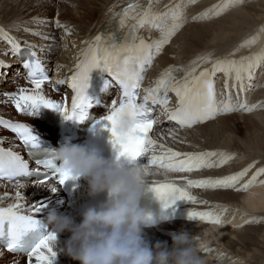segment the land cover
Returning a JSON list of instances; mask_svg holds the SVG:
<instances>
[{
	"label": "bare ground",
	"instance_id": "obj_1",
	"mask_svg": "<svg viewBox=\"0 0 264 264\" xmlns=\"http://www.w3.org/2000/svg\"><path fill=\"white\" fill-rule=\"evenodd\" d=\"M33 1L34 5L36 1L44 2L45 0ZM17 2V0H0V30L9 29L11 33L8 32V35L20 43L24 53H26L27 45H34L32 50L36 51L43 66H48L53 75L59 73L60 78L72 75L75 65L82 59L83 51L89 47L95 36L114 33L119 40H122L128 34L131 19L126 21L124 27H120L121 17L114 16L113 13H119L129 3H138L141 6L138 9L140 11L148 6L149 0H89L82 11L68 2V6L64 4L67 8L58 10L60 16L55 20L47 14L42 16L39 10L30 13V9L34 7H28V5L26 8L21 5L19 6L21 8L15 10ZM176 5H185L183 26L159 52L152 71L148 69L149 72L144 80L145 86L155 83L169 68L173 69L175 78L181 80L183 78L181 74L195 66L192 61L203 55H208L212 61H215L217 59L240 60L242 57L262 53L264 0H195V3L191 4L188 0H158V2L154 0L153 11L166 12L168 7ZM214 5L229 6L220 11V16L217 15L218 17L214 18L211 17L212 13L215 14L212 10ZM110 9L112 11H109ZM202 13H207V18H199ZM57 19L61 24L68 26L70 34L64 28L56 26ZM2 33H0V61H3V66H0V119L13 123H25L35 129V133L41 137H44L43 132L48 133L49 137L45 138L51 140L54 130L39 120L34 112L32 115H28L27 112H18L13 102L14 97L5 95V93L18 95L20 89H26L30 93L32 87L21 69L23 61L21 55L24 53L13 54L11 46L3 38ZM153 33L159 36L161 32L157 29L153 30ZM138 36L151 39L149 33L140 30ZM249 41L254 42L249 43ZM232 53L234 55H231ZM209 67L211 64L201 61L197 74ZM217 74H222V79L225 80L223 73ZM62 89L64 90L65 86H62ZM231 91L233 94L237 93L235 97L238 98V103L246 100L249 107L255 106L253 110L245 112L246 110L236 107L233 112L219 115L213 121L183 131L178 130L173 124L172 127L166 126L162 131V124L153 130L154 139H152L156 142V147L151 155H162L163 149L159 146L164 145L165 148L181 153L217 152V156L209 158L210 163L221 158L217 163H212L214 164L212 171H193L192 174L174 173L157 165L149 166L147 185L174 183L178 187L185 188L195 201H189V205L179 209L182 215L178 219L160 224L153 229H144V236L151 244L158 241L167 242L171 247L172 235L186 231L193 239L197 237L198 240L203 241V244L222 245L223 249L210 246L202 250L201 255L205 259V264H264V234L252 225V221L255 223L263 221L255 213L264 214V173L253 180L257 171L264 168V66L255 68L252 78L245 79L242 88H238L233 79L231 86L227 88V93ZM41 92L48 99L63 101L62 96L51 93L46 85H43ZM240 111L244 114L239 113ZM232 118L241 122L240 128H243L241 130L247 131L248 135L244 133L242 134L244 137H241L243 132H239ZM5 134L6 138H4ZM0 142L4 149L20 147L17 138L2 128H0ZM219 153L225 155L222 157ZM221 159H226L229 165L220 164ZM138 163L147 164L148 159H139ZM245 169H248L247 173L228 187H188L186 183L188 179H220ZM15 183L16 181L0 179V207L17 203L15 194L18 189ZM20 183L25 185L19 189L24 197L20 203L24 205L25 210L30 204L43 202L47 205L39 214L30 212L26 214H33L47 223L48 214L56 211L70 215L79 222L80 218L71 213L72 206L61 188L58 187L56 192H52L50 188L53 183L48 185L23 181ZM181 201L185 203L187 200L181 199ZM230 207L231 214L235 212L234 208L240 210L234 214L235 224L244 217V213L250 217L246 227L238 228L233 223L223 224V221L206 222L209 220L204 221L199 217L190 219L188 216L189 212H208L213 219L219 215L222 216L220 211L225 212L231 209ZM230 237L236 238L237 242H231ZM2 252L0 264L2 262L3 264L27 263V257ZM58 253L59 257H55L53 264H79V261L73 260L70 256L62 252ZM32 264H36L34 259Z\"/></svg>",
	"mask_w": 264,
	"mask_h": 264
},
{
	"label": "snow or ice",
	"instance_id": "obj_2",
	"mask_svg": "<svg viewBox=\"0 0 264 264\" xmlns=\"http://www.w3.org/2000/svg\"><path fill=\"white\" fill-rule=\"evenodd\" d=\"M158 2V0H156ZM195 3V0H188ZM154 0H149L148 6L140 11L138 3H129L121 13H113L121 17L119 24L124 27L126 21L131 19L133 23L129 25V32L123 40H119L114 33L97 35L89 47L83 51L80 59L72 72V75L66 80H59L57 84H67L72 91L69 99L64 98V103H58L52 99L46 98L41 92L42 85L48 81L45 67L37 57L36 51L32 49L34 45H27L24 68L28 70V79L33 88L29 93L26 89H20L19 94L5 93V95L14 97V104L18 112H27L32 115L34 110L40 106L60 111L66 120L83 121L88 116V109L93 105V97L89 95L90 74L95 69H99L102 74L110 77L122 90L118 100L111 102L108 113L97 123L101 124L111 132L112 143L119 147L118 156H126L130 160L136 161L154 152L156 142L149 136L153 128L154 120L148 119L146 113L151 111L146 108L148 102L152 105H159L163 108L170 120L176 121L182 127H191L194 124L213 118L220 112L234 110L230 93L223 99H217L214 77L217 73H223L225 76V87L231 86L233 79L238 88L244 87V80L251 79L253 70L264 66V53L255 54L248 57L236 59H217L212 61L208 55H203L192 61L195 65L185 72L181 80H177L173 75V69L166 70L155 82L154 87L144 89L142 99L138 100L139 90L143 80V73L146 66L150 65L155 54H158L163 46L167 44L171 37L183 26L185 5H176L168 7L166 12L153 11ZM229 5H214L213 11L218 15L220 11L226 9ZM115 7V6H114ZM167 7V6H166ZM109 11H112L110 9ZM207 13H202L199 18H207ZM197 19V17H193ZM56 26L64 28L70 34L67 25L61 24L57 19ZM155 28L161 32V37L151 43L146 42L143 37L138 36L141 28ZM2 32V30H0ZM3 38L11 46L13 54H22L20 43L8 33L3 32ZM37 35L38 33H33ZM254 41H249V43ZM231 55H234L232 53ZM211 64L210 68L197 70L200 62ZM3 66V61H0ZM51 83V82H50ZM105 87H111L109 79L104 80ZM173 92L177 98V105L174 109H169L168 93ZM255 106L249 107L247 101L239 103L241 110L251 111ZM127 111L138 119L136 127L128 134L121 135L116 130L117 117L121 112ZM143 117V119H141ZM0 125L11 129L22 140L25 146H38V138L33 135L31 128L25 123H13L11 121L0 119ZM163 149V154H155L147 157L148 163L141 164L145 175L149 176V166L157 165L171 171L191 172L194 169L202 167H213L209 158L218 155L217 152L202 153H181L159 146ZM220 156L225 154L219 153ZM226 162L221 159L220 164ZM251 167V166H250ZM55 169V172L50 170ZM248 169L235 175L225 176L220 179H201L187 180L188 187H228L235 184L241 177L247 173ZM30 172L39 173L42 179L40 185H48L55 181L60 187L68 182H75L76 176L70 172L61 171L57 168L54 159L37 161L35 168H30L20 155L12 150H5L0 147V179L9 181L16 180L17 192L15 199L17 203L10 204L7 207H0V238H6V244L3 245L8 251L19 254H26L27 264H32L33 259L36 264H53L57 252L52 247L51 242L56 239L55 233L48 232L47 235H40L34 242H28L25 237L29 233L39 232L40 221L33 214H39L47 205L43 202L30 204L27 210L20 203L24 199L19 189L25 187L20 183L21 176H27ZM56 173H59L57 176ZM264 173V168L257 171L256 176ZM58 189L55 184L50 190L56 192ZM151 190L156 197L163 202V207L168 208L174 205L178 200L195 201L185 188L178 187L174 183H151ZM190 219L199 217L208 219L209 222L220 223L219 218L211 219L208 212H189ZM2 252V251H0Z\"/></svg>",
	"mask_w": 264,
	"mask_h": 264
},
{
	"label": "clouds",
	"instance_id": "obj_3",
	"mask_svg": "<svg viewBox=\"0 0 264 264\" xmlns=\"http://www.w3.org/2000/svg\"><path fill=\"white\" fill-rule=\"evenodd\" d=\"M137 123L135 116L124 111L117 117L116 130L126 135ZM53 157L61 171L86 181L91 196L106 194L103 202L80 214L79 222L61 212L48 214L47 224L56 236L51 244L58 252L79 264H205L201 255L205 245L197 237L193 242L186 231L172 235L171 247L145 239L144 229L155 226L156 220L141 206L148 177L138 160L105 158L94 148L69 141L55 148ZM65 232L70 236L57 248V237Z\"/></svg>",
	"mask_w": 264,
	"mask_h": 264
},
{
	"label": "rangeland",
	"instance_id": "obj_4",
	"mask_svg": "<svg viewBox=\"0 0 264 264\" xmlns=\"http://www.w3.org/2000/svg\"><path fill=\"white\" fill-rule=\"evenodd\" d=\"M18 2V4H17V7L15 8V6H16V4L14 5V8H15V10H18L19 8H21V7H19V6H21V5H23V6H25L24 8H26V6L28 5V7H34L33 9H30V13L31 12H34V11H38L39 12V14H41L42 16L43 15H45V14H47L48 16H51L52 17V19H56V18H59V16H60V14H59V9L60 8H64V7H66V6H68V2H71V3H73L74 5H76L78 8H79V11H82V9L84 8V6H85V4H86V2L87 1H89V0H45L44 2H38V1H36L37 3L36 4H32V2H34L33 0H17ZM66 2V3H65ZM29 3V4H28ZM66 6H65V5ZM63 5V6H62ZM59 6V7H58ZM58 7V8H57ZM18 8V9H17ZM67 8V7H66ZM67 11V10H66ZM42 12V13H41ZM220 14V13H219ZM218 14V16H220ZM215 16L216 17H218L217 16V14L215 13H212V15H211V17H214L215 18ZM46 17V16H45ZM47 18V17H46ZM59 20V19H58ZM2 30H4V31H2V32H9V33H11L10 32V30L9 29H2ZM2 32H0V33H2ZM264 34V33H263ZM262 34V36L261 37H263V38H261V39H263L264 40V35ZM263 44H264V42H263ZM261 45V47H262V53H264V45ZM7 77L9 76V75H6ZM7 82V81H6ZM245 112H248L247 110L245 111ZM239 113H242V115L244 114L243 113V111H240ZM230 117V116H229ZM232 119H234V118H232ZM233 124H235L236 126H237V128H239V132L240 131H242L241 129H243V128H240V126H241V122L240 121H238L237 119H234L233 120ZM162 129H164V127L163 128H161V131H162ZM164 131V130H163ZM243 133H241V137H244V136H242V134L244 135V133L246 134V135H248V132L247 131H242ZM251 133H253V130H251ZM7 137V135L5 134V137L4 138H6ZM5 141H7V140H5ZM221 157H219L218 159H220ZM218 159L216 160V162L215 163H217V161H218ZM220 161V160H219ZM214 162H212V163H214ZM224 164V166H226V164H227V166L229 165V163H227V162H225V163H223ZM214 165V164H213ZM211 168V169H210ZM212 167H209L208 169H205V168H200L198 171L199 172H204V171H207V170H211L212 171ZM175 172H177V171H175ZM182 173H184V174H192L191 172H182ZM16 184V183H15ZM226 189V188H225ZM231 208V207H230ZM60 209H61V207H60ZM235 212H233L232 214H231V212H232V208L231 209H228V210H226V211H228V212H221L220 211V213H222V216L221 215H219V217H215V218H219V220L220 221H223L222 223L223 224H225V223H233L234 225H237L238 226V228H241V227H246L247 226V224H248V222H249V216H247V214L246 213H244V217L243 218H241V220L239 219L238 220V222L235 224V222H233V219H234V214L236 213V212H240V210L238 209V208H234L233 209ZM231 211V212H230ZM71 213L72 214H74V212L72 211V207H71ZM230 213V214H229ZM246 214V215H245ZM255 215H258L259 217H261V219L263 220V221H260V223H255L254 221H252V225H253V227H255V229H259V230H261V231H263V234H264V214L262 213V214H260V213H255ZM221 216V217H220ZM213 218V217H212ZM215 218H213V219H215ZM230 218V219H229ZM227 219H228V221H227ZM207 219H204V221H206ZM245 220V221H244ZM226 221V222H225ZM206 222H209V221H206ZM240 222V223H239ZM261 225V226H260ZM257 227V228H256ZM70 236V233H68V232H65V233H63L62 235L60 234L58 237H57V244H59L58 246H57V248H59V247H61L62 245H63V242L68 238ZM200 237V236H199ZM230 239V241L231 242H233V243H236L237 242V240H236V238H234V237H230L229 238ZM193 241H195L194 239H193ZM199 241H201V240H199ZM202 243H203V241H201ZM205 245V247L203 248V249H206V248H210V246H212V247H219L220 249H223V247H222V245H220V244H218L217 243V245L215 244V243H210V244H204ZM207 246V247H206ZM55 251L57 252V255H56V257H59V253H58V251H57V249H55ZM11 255V254H10ZM59 259V258H58ZM1 264H3V262L1 263ZM25 264H27V263H25ZM225 264H228V263H225ZM237 264V263H236Z\"/></svg>",
	"mask_w": 264,
	"mask_h": 264
}]
</instances>
